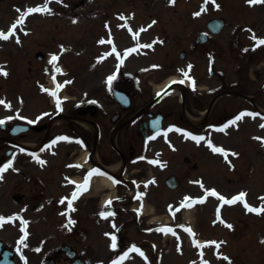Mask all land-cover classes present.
<instances>
[{
  "label": "flooded vegetation",
  "instance_id": "af4514ba",
  "mask_svg": "<svg viewBox=\"0 0 264 264\" xmlns=\"http://www.w3.org/2000/svg\"><path fill=\"white\" fill-rule=\"evenodd\" d=\"M180 18L183 19L181 22L184 30L170 31L164 37L165 42L169 38L173 39V45L176 48L181 46L182 52L176 54L175 50L169 51L161 68L155 69L154 65L147 66L148 69L139 68L141 78L123 75L112 85L127 94L128 105H121L116 100L111 102L107 95L86 94L80 87V93L61 102L59 111L46 106L44 102L41 104L40 101L25 100L23 107L28 109L27 115L21 120H12L9 128L7 124L4 128L0 126V130L5 132L0 138V167L9 162L12 164L11 168L2 173L3 179L0 182L3 183L5 193L22 204L21 209L59 215L64 208L61 200L76 191L77 185L85 181L90 170L111 172L110 168L115 165L118 171L111 173L118 180L123 194L119 200L128 202L132 198L128 188H133V183L147 176L153 177L154 181L157 175L151 164L157 154L149 143L151 132L145 130L146 136L143 137L139 129V125L147 122L150 117L157 116L160 119L162 131L169 130L171 126H181L206 132L226 128L225 124L235 120L245 110L257 114L261 109L264 113V49L252 48L249 36L251 29H255L257 34L264 32L261 16L256 22H243L240 25L228 24L225 19L224 26L229 27V31L221 30L218 33L205 29L210 18L187 14ZM170 20L168 22H173ZM193 21L197 24L192 25ZM191 27L196 30L191 31ZM225 51L230 59L229 72L221 70L216 62ZM186 64L191 65L189 75L195 80V88L184 85L182 94L178 96L169 95L168 91L154 94L155 83L163 80L170 71H177V67ZM74 83L77 84V80ZM187 114L198 115L197 119H202V123L191 127L186 119ZM53 116L58 119L52 121ZM246 116L251 119L252 125L246 126L238 120L240 132L254 136L264 131L254 121L258 115ZM17 124L26 129L13 134L11 131ZM41 144L46 145L40 151L45 163L39 168L20 148L23 146L29 151L38 150ZM251 146L250 155L257 156L260 153L261 157L264 156L261 148L255 150L253 144ZM70 179L76 183L68 184ZM140 185L141 182H138ZM103 193V190L94 192L89 187L79 196L73 208L75 211L84 210L87 215L108 213L110 205H99ZM75 231L71 230L69 239L65 238L46 248L45 256L61 262L65 256L62 251L68 245L70 250H66L72 252L73 256L83 260L90 257L87 244H77ZM14 251L23 262L29 256L33 257L16 247Z\"/></svg>",
  "mask_w": 264,
  "mask_h": 264
},
{
  "label": "rangeland",
  "instance_id": "374dc122",
  "mask_svg": "<svg viewBox=\"0 0 264 264\" xmlns=\"http://www.w3.org/2000/svg\"><path fill=\"white\" fill-rule=\"evenodd\" d=\"M18 1L20 0H13V2L9 1V0H4V1H0V26L4 25L6 20H11L12 17L10 18V15L8 14L7 10H10V5L12 3H14L13 6V11L11 10L9 13H18L17 9H26L29 8L30 6L32 7H38V6H43L46 2V0H26L27 3L25 5L22 4V6H19ZM37 1H40L39 3H37ZM99 6L98 7H94L95 9H100L102 10V5L105 4H110L112 6L109 5L107 10H111V14L115 11H117V4L118 1L120 0H97ZM109 1V3L107 2ZM113 1V2H110ZM123 1V0H122ZM232 0H215V3L210 2L209 4L206 5V11L203 12L204 15L206 16H212V15H218V16H231L232 14H236V9L233 7H231V2ZM81 2V0H51V2H49L47 4V7L51 9V13H47L44 12L42 14H45L46 16H40L37 13H34L36 15L31 16L30 17V22L32 23L31 30H33L31 32V35L34 33L36 34H41V37H39V41L41 44H45L46 42H51L54 36H63L64 39H66V41H72L75 40L74 38H69V34L73 33L74 36H81V35H85L82 33L86 32V18L88 17L87 13L90 10L89 5L90 4H84L83 6H77L79 3ZM126 2V1H125ZM149 6L146 9L147 11L144 12L141 10L140 7H135L133 8L131 5L125 6L126 8H130L132 10H134V12L136 14H139L137 16H147L151 11L153 12V14H160L163 16H182V14L186 13V2L184 0H179L178 3L176 4V6H173L171 8L169 7H165L161 4L160 0H148ZM39 4L38 6H35ZM126 4V3H125ZM197 4H198V0H190V6H189V14L191 13V15L197 10ZM61 7H60V6ZM80 5V4H79ZM114 5V7H113ZM216 5H218L219 7H216ZM17 7V8H16ZM123 7V8H125ZM122 8V9H123ZM233 11V12H232ZM97 11H95L96 13ZM239 14V13H238ZM84 15H87L86 17ZM85 17V18H84ZM80 19L79 22L73 21V20H77ZM81 20H83V22H81ZM162 20H165L164 18H162ZM182 23L177 21V26L175 28H173L172 30H182ZM27 37V36H26ZM31 40V41H29ZM33 38H25V39H21L20 43H5L4 45H2L0 47V63L1 64H9L13 69H19V76H22L24 79L26 78V74H28V71L26 70L27 67L25 68V66L22 64L24 63L26 57H22V53H26L28 54L29 52H31V47H28V44L32 43ZM36 40V38H35ZM80 41V40H78ZM81 42V41H80ZM82 46L78 44L74 45L73 50L71 51V53H67V61H70L71 56L68 54H72V55H76L77 51L81 48ZM37 48V47H35ZM54 50H56L55 48H53ZM76 49V51H75ZM179 48L175 49L176 53L178 51ZM48 50H50L48 48ZM33 52V51H32ZM17 58V59H16ZM19 58H23L20 59ZM73 59V58H72ZM19 62L21 64H19ZM17 64V67H15L14 65ZM3 68H5L4 65H2ZM112 68V67H111ZM14 72V71H13ZM111 72V69H110ZM174 74V73H173ZM171 74V75H173ZM175 75V74H174ZM11 79H0V95L2 96H13L15 94H17L19 91L22 90V88L25 87V83L24 81L21 82V87H14V81L13 83L10 81ZM162 82V81H161ZM160 82V83H161ZM34 87V86H33ZM96 88V87H95ZM34 91L37 93V88L34 87ZM229 133V136L234 138V143L230 146L227 147V150L230 151L231 153H238L240 150H242V135L238 132L235 131H231ZM173 143L175 144L176 147H179L181 149H184V151L189 152L190 153L192 151H194V147L192 144L183 141L182 138L180 136H175V139L173 140ZM180 152L178 151H174V152H169V151H161V156L162 157V161H163V166L162 168H158V183L157 186L155 188V192L151 195V197H149L148 199H150L151 201L149 202H155L156 206L160 209H169L172 208V202H171V198L172 197H179L180 194L182 193L184 188L189 189L190 194L189 196H193V195H198L200 194L201 190L195 186L194 184H192V182H190L193 178H194V174L196 173V171H189V174L191 175V177L189 178L190 180L187 181V179H181L182 184H179V189H167L165 187V185L163 184V175H167L170 173H176L175 175H179V177H183V174H185V169L187 167V164L185 163V167L182 165L181 162L182 161V157H180ZM191 159V163L193 164L194 162H197L198 159L196 158V156H192ZM214 162L217 163L216 160H214ZM243 162V158L240 157V155H230V160L227 162V166L228 167H234L235 165L237 167H239V165H241ZM214 167V166H213ZM195 169L194 167L191 166V170ZM213 168H206L204 170L203 173H207L210 172ZM218 169H221V165H218ZM164 170V171H163ZM215 170L217 171V168H215ZM230 170L227 171V174H225V172L219 171L217 172L215 175L211 176L208 180H207V184L206 186H208L211 190H215L220 196H223L227 199L233 197V196H237L238 192H244L246 193V201L248 203H250V201H255L254 196L256 194H258V191H255L251 194L250 190L254 188V186L258 183V178H255V176L247 179L242 177L244 174H235V173H231L229 174ZM161 178V179H160ZM262 178V177H261ZM263 179V178H262ZM254 181V182H252ZM183 185V188H182ZM187 186V187H185ZM209 190V189H208ZM261 192V191H260ZM3 197H6L5 195H1V199L3 200ZM167 197V198H164ZM199 198V196H198ZM168 200V204L164 205V201ZM4 205H8V201L5 200L4 198ZM220 201L215 202L214 199L212 198H206L204 199L203 203H197V211L195 212V217H196V223H195V228H196V235H199L201 237L204 238H209V239H215L217 238V236H223L224 235V225L220 224V221H218L219 219H221L222 214L221 211L217 212V206L219 204ZM251 204V203H250ZM165 207V208H163ZM146 210L148 211L149 209V205L146 204L145 206ZM225 209V217L226 218H230L232 216L235 217V222L236 225L238 226V232L239 234L242 236L243 234H246V231H250V225L251 222L254 220V224L253 227L255 228L253 232L250 233L251 239L247 238V242H239L235 245V243H232L231 245L227 244L225 247V251H229V255L232 256L234 254L235 261L233 262H225V261H216L215 259H213V257L211 256L210 250H205V254H203L200 258V255L198 254L199 252H196V250L189 245L186 240H184L183 242V249L179 250L182 253L180 254L181 256H178V254L176 255V253L174 252L173 248H174V242L173 239L169 236L167 241L163 242L162 237H165L162 235L161 231H157L156 234H158L157 237H152L151 239L155 241V243L157 244H161L164 249H172V254L171 256H169V258H175L172 259V262H165L168 264H195L196 262H199L200 260H208L210 262V264H264V236L261 237V235L264 234V223L261 224V222L264 221V215L262 217H257V218H253L251 221L249 219V217L247 218L246 215L242 214V210L240 207H236V206H231V209L229 208H224ZM172 211V210H169ZM172 213V212H171ZM218 215H219V219H218ZM232 215V216H231ZM124 217H128V215H123ZM165 217V216H164ZM123 218H118V221H116L115 219L109 220L110 223L114 221H116V224L121 221ZM172 224H176V220H177V216H175L174 212L172 213ZM168 217L166 218L167 222H168ZM218 219V220H217ZM171 220V219H170ZM257 220V221H256ZM88 221V220H87ZM35 224L34 228L39 231L41 230V233L39 234L38 237H42L41 240L47 239V240H58L60 239V230H59V224L56 226L55 223H57V218L54 217V215H50L47 216L46 221L45 220H40L37 221L35 220ZM83 222H86V220H84ZM195 222V221H192ZM242 222V223H240ZM249 223V226L246 228L247 230H245V228H241V226H245L243 223ZM259 222V223H258ZM101 223V222H100ZM104 223H107V220H104ZM103 223V224H104ZM128 223H132V222H128ZM97 223L94 222V219H90L87 222V227L83 228L82 231H78L79 235H84L85 238L89 239V249L93 250V249H99L101 254H104L109 256L110 254L116 252V249L112 247V237H115V244L118 243L120 249L117 250V253H121V252H125L127 245H123L119 242H117L116 240V236L117 235H121L119 234L116 230H115V226H105L102 227V225H96ZM115 224V225H116ZM259 224V226H257ZM234 221L232 223V226L234 229L236 227ZM174 229V227H169ZM14 230H11V237H14V235L17 232L16 228H14ZM231 229V228H230ZM62 230V229H61ZM127 236L135 239V238H140L143 237L144 235L141 233H136L134 232V229H132V227L129 229H127ZM106 231H108V234L106 233ZM257 231V232H256ZM106 233V235H105ZM256 233V239L254 240V234ZM109 236L107 239L106 237ZM172 240V241H170ZM162 242V243H161ZM111 243V244H109ZM102 246V247H101ZM231 246V247H229ZM132 247L128 246L129 249V253H130V257L133 255L134 256V260H137V262H131L129 261L127 264H147L145 263H140L139 261L143 260L140 256H138V252H134V251H130ZM142 248V247H141ZM242 248V249H241ZM144 250H148L147 247H143ZM175 249V248H174ZM96 250H93V253L98 255V252L96 253ZM165 251V250H164ZM127 252V251H126ZM161 252V251H159ZM114 256V255H113ZM186 260H184V259ZM117 262H119L117 259L113 260L112 258L110 259V261L106 262V263H93V264H117ZM37 263V260H35V264ZM121 263V262H119ZM159 262H157L156 264H158ZM150 264V262H149Z\"/></svg>",
  "mask_w": 264,
  "mask_h": 264
},
{
  "label": "snow or ice",
  "instance_id": "6c2138e0",
  "mask_svg": "<svg viewBox=\"0 0 264 264\" xmlns=\"http://www.w3.org/2000/svg\"><path fill=\"white\" fill-rule=\"evenodd\" d=\"M51 2V0H46L45 4L43 6H38V7H35V8H28L26 9L25 11H21L20 9H17V12L20 13L19 15V18L10 26L9 30L7 33L3 32L2 30H0V40H8L10 37L14 36L15 33H16V29L18 26H21L23 25V23L25 22L26 18L33 14V13H44V12H47V13H51V9L47 7V4ZM212 3H215V0H211ZM248 2L250 4H257V3H264V0H248ZM170 3H175V0H170ZM209 3V0H205V5ZM216 7H219L218 5H216ZM206 8L202 6V9L201 11H205ZM194 15H200L199 12L197 13H194ZM121 19H124V17H121ZM153 24L156 23V21H153L152 22ZM148 27H151V25H149ZM147 29L146 28H141L140 31H146ZM27 34V33H25ZM137 36H138V33H137ZM136 38V37H134ZM253 39H256L255 36H253ZM105 41L101 40L100 43H104ZM17 43H19V39H17ZM108 43H111V41L109 40ZM257 47L261 46V45H264V39H258L257 40ZM144 47H151V45H144ZM113 51H115V49H113ZM129 51H135V49H131ZM58 60V56L56 55H53L52 58H51V61L50 63H55L56 61ZM122 63V61H121ZM189 68V71L191 69V65L188 66ZM56 71L57 72H60L61 69L59 68H56ZM7 72L3 70V67L0 66V75H4V76H7ZM186 77L188 76V71H184L183 73ZM115 77L114 76H110L108 78V81L109 83L111 82L112 79H114ZM181 83L183 81H180ZM67 83H71V81H67ZM175 83V81H174ZM60 85H57V88H59ZM44 91H48L47 89H44ZM50 94L54 97L57 96V92L56 91H51ZM5 102L0 100V104H4ZM59 104H60V101L59 99H57V106L59 107ZM6 107H10V105H6ZM47 115V114H45ZM243 115H250V116H253L255 117L256 115L258 114H253V113H242L241 115H238L235 120L231 121L230 124H235L236 121L240 120L243 118ZM11 119V118H9ZM5 121L3 120H0V125L4 124ZM29 123H33V121H29ZM228 125H225V127H227ZM260 127L264 128V124L260 125ZM220 131H223L224 129H219ZM188 136H190V134H186ZM154 138V137H153ZM191 139L195 140L197 143H199L201 140H204L205 137L203 136H190ZM58 139H67L65 137H59ZM255 139H260L262 143H264V138H259V137H256ZM53 143H56V141H53ZM208 146L212 149L213 152H216V153H220L222 155L225 156V159H227V156H228V152H226L223 148L221 147H215L211 144V142L209 141L208 142ZM21 151H24L23 149H21ZM231 155H237L236 153H231ZM39 163L43 164L45 163L44 161H39V158L38 157H35ZM152 163H158V161H151ZM12 167V164L11 162H9L6 166L4 167H0V180L3 179V175L2 173L4 171H6L8 168H11ZM76 167H80V165H76ZM93 175H104V173L100 172L99 170L97 169H92L90 170L89 174H88V177L85 178V181L82 183V184H79L77 185L76 187V191H74L72 193V196H71V199H67V203H68V208L72 211H75L74 208H72V203L74 200L78 199L79 196L88 190L89 188V181H90V178L93 176ZM114 183H116L117 181H113ZM154 182V181H152ZM150 182V183H152ZM145 187H147V185H145ZM144 193H139L137 195V199H141L143 197ZM206 195H211V196H216L221 202H222V205L223 204H234L236 202H242L244 204V207L246 208L247 211L249 212H255L256 214H261V213H264V206L262 207H252L250 205H248L245 197H246V193L244 192H240L237 196H234L232 197L231 199H227L223 196H220L215 190H210L206 193ZM262 200H264V197L260 198ZM64 199L61 200V203H64ZM204 202V199H199L197 201H192L191 198L189 197H186L185 198V201L182 203L181 207H191L193 203H203ZM111 204V201H107L106 202V206L107 205H110ZM178 210V209H177ZM217 212L219 214V208L217 209ZM64 213H62L63 215ZM100 215L103 217V218H107L108 215H112V213H105V212H101ZM18 218V217H17ZM13 218H4L2 216H0V227L3 226L4 223L6 222H10ZM218 219H219V215H218ZM70 223H74V221H69ZM221 222L223 223V221L221 220ZM25 225L27 224V222H23ZM227 227L231 228L232 226L231 225H226ZM186 231H188L189 233H191V229L188 228V229H185ZM157 231H164V232H172L173 234H175L173 232V229L172 228H160V229H157ZM112 247L115 248L116 247V244H115V237L113 236L112 237ZM21 243H23V240H21ZM215 243V242H213ZM197 246L199 247L200 245L197 244ZM217 247H219V244L216 245ZM37 251H39V249H36ZM130 251H134V252H138L141 256H143V252H141L138 248L135 247V245H133V247L130 249ZM128 256V253H125L123 257H121V260H123L124 258H127ZM225 260H228V257H223Z\"/></svg>",
  "mask_w": 264,
  "mask_h": 264
},
{
  "label": "bare ground",
  "instance_id": "6f19581e",
  "mask_svg": "<svg viewBox=\"0 0 264 264\" xmlns=\"http://www.w3.org/2000/svg\"><path fill=\"white\" fill-rule=\"evenodd\" d=\"M161 88V85L157 86V89ZM96 184H99L100 187L101 186H104V187H108L109 189H112L113 186L111 184V182H108L105 178L103 177H96L93 179V184L92 186H96ZM141 211V210H140ZM183 218H184V221L185 222H189V218L187 216V209H184L183 211ZM155 220V219H153ZM158 221L162 220V217L161 218H157Z\"/></svg>",
  "mask_w": 264,
  "mask_h": 264
}]
</instances>
